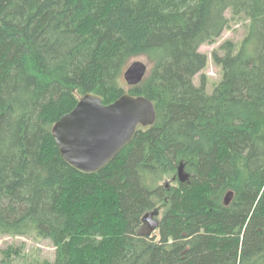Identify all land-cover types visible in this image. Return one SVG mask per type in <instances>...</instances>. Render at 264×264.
Listing matches in <instances>:
<instances>
[{"label":"trees","instance_id":"trees-1","mask_svg":"<svg viewBox=\"0 0 264 264\" xmlns=\"http://www.w3.org/2000/svg\"><path fill=\"white\" fill-rule=\"evenodd\" d=\"M229 10L249 28L213 53L223 77L209 94L194 82L208 64L199 49ZM137 58L150 69L125 89ZM87 94L156 110L92 175L52 131ZM0 233L50 240L56 260L41 264H264V0H0ZM3 253L10 264L13 248Z\"/></svg>","mask_w":264,"mask_h":264},{"label":"water","instance_id":"water-1","mask_svg":"<svg viewBox=\"0 0 264 264\" xmlns=\"http://www.w3.org/2000/svg\"><path fill=\"white\" fill-rule=\"evenodd\" d=\"M147 73L148 66L135 61L124 72V80L129 86H136ZM155 122L154 104L146 97L124 94L105 105L100 96L87 94L52 131L62 158L77 171L92 175L109 165L133 141L141 127H150ZM233 196V192L227 194L226 205ZM157 215L155 212L144 216L143 222H150V231L145 234L150 235L159 228V222L151 220Z\"/></svg>","mask_w":264,"mask_h":264},{"label":"rangeland","instance_id":"rangeland-1","mask_svg":"<svg viewBox=\"0 0 264 264\" xmlns=\"http://www.w3.org/2000/svg\"><path fill=\"white\" fill-rule=\"evenodd\" d=\"M226 17L230 20V23L223 35L214 44H205L199 49L202 54L208 57V64L206 68L195 77L194 82L196 86H200L202 77L204 76L206 78V89L209 94H212L215 85L220 83L223 77L222 68L214 63L212 57L213 53L226 41H233L235 44L239 45L246 37L249 28V20L244 17L235 18L231 10L226 12ZM135 61L144 62L148 66L149 71L150 64L146 58H137L133 60L132 63ZM122 81L124 88L128 89L129 85L124 80V77ZM181 167L178 170L177 177L187 178V170L184 166L182 169ZM172 179L173 178L168 177L162 184L170 185L174 183ZM155 212H157L158 215L153 216L151 220L159 222L162 217L160 216V211H153L148 214H154ZM141 231L144 234L148 233L150 231V222L144 223ZM151 233L157 235L158 231L155 230ZM10 247H12L14 251L12 258L8 261L10 264H41L44 261L54 262L56 260V247L50 240L36 236H9L0 233V264H4V260H6V254L3 252Z\"/></svg>","mask_w":264,"mask_h":264}]
</instances>
